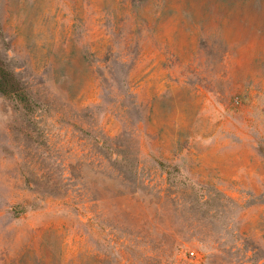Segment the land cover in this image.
Segmentation results:
<instances>
[{
    "label": "rangeland",
    "instance_id": "374dc122",
    "mask_svg": "<svg viewBox=\"0 0 264 264\" xmlns=\"http://www.w3.org/2000/svg\"><path fill=\"white\" fill-rule=\"evenodd\" d=\"M0 264H264V0H0Z\"/></svg>",
    "mask_w": 264,
    "mask_h": 264
},
{
    "label": "trees",
    "instance_id": "16d2710c",
    "mask_svg": "<svg viewBox=\"0 0 264 264\" xmlns=\"http://www.w3.org/2000/svg\"><path fill=\"white\" fill-rule=\"evenodd\" d=\"M10 76H11L10 72L0 61V91L6 95L12 91L10 90L11 89Z\"/></svg>",
    "mask_w": 264,
    "mask_h": 264
}]
</instances>
